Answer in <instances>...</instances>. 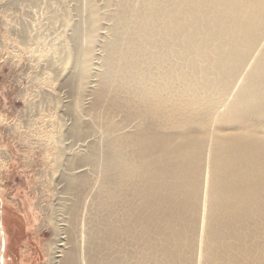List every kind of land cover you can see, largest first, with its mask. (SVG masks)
I'll return each mask as SVG.
<instances>
[{
	"label": "bare ground",
	"instance_id": "1",
	"mask_svg": "<svg viewBox=\"0 0 264 264\" xmlns=\"http://www.w3.org/2000/svg\"><path fill=\"white\" fill-rule=\"evenodd\" d=\"M66 2L49 264H264V0Z\"/></svg>",
	"mask_w": 264,
	"mask_h": 264
},
{
	"label": "rangeland",
	"instance_id": "2",
	"mask_svg": "<svg viewBox=\"0 0 264 264\" xmlns=\"http://www.w3.org/2000/svg\"><path fill=\"white\" fill-rule=\"evenodd\" d=\"M69 5L0 0V215L7 235L0 233V264H49L59 240L54 158L74 122L62 51Z\"/></svg>",
	"mask_w": 264,
	"mask_h": 264
}]
</instances>
